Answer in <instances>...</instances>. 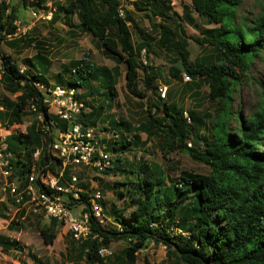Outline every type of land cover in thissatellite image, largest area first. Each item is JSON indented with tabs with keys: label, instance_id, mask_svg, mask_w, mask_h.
<instances>
[{
	"label": "trees",
	"instance_id": "16d2710c",
	"mask_svg": "<svg viewBox=\"0 0 264 264\" xmlns=\"http://www.w3.org/2000/svg\"><path fill=\"white\" fill-rule=\"evenodd\" d=\"M47 1L14 0L10 5L0 0V43L5 35L14 32L12 21L17 8L47 10ZM259 1V11L253 16L237 15L239 0H189L181 6L180 15L172 10L170 0H132L129 3L132 10L122 7L121 0H63L64 4L50 7V22L62 20L70 27V16L74 15L78 31L89 34L95 46L114 63L111 68L94 67L88 59L89 53H84L79 60L61 65V69L70 74L67 87L95 81L111 101L116 96L113 90L116 66L122 65L124 86L130 95L144 97L137 89L138 72L142 74L143 91L156 95L154 80L158 69L138 58L141 49L147 55L154 47L172 54L168 68L170 77L177 78L184 71L190 76L189 85L194 89L205 84L204 98L213 104L211 112L199 116L172 100L167 102L170 95L166 92L165 99L156 95V100L145 106V120L137 126L121 119L111 122L114 129H122L118 130V140L109 143L112 146L107 145V150L117 151L116 147L128 150L155 137L163 160L179 151L192 161L204 164L208 170L198 173L181 169L170 178L167 175L170 168L149 166L143 159L129 164L116 159L115 169L124 177L131 176L115 183L119 186L116 193L125 200L121 208H111L118 225L112 230L105 229L90 216L88 237L80 243L69 242L73 255L71 264H77L82 258L83 264H132L135 253L148 240L165 246L166 255L173 258L169 264H264V83L255 79L256 109L242 118L231 108L233 93L264 50V0ZM143 10L157 17L153 25L158 33L156 38L144 31L132 16V11ZM195 18L206 26L199 27ZM182 22L198 27V35L187 36ZM130 29L136 34V42L131 39ZM186 38L206 47L208 52L190 62ZM24 62L26 68L20 70L9 55L0 51V84L15 94L14 102L0 111V121L11 125L20 123L25 116L33 117L25 133L5 137L6 149L16 159L22 153L28 160L32 149L41 144L42 132L34 118L36 112L43 119H52L34 85H49L44 72L50 61L36 52ZM74 75L83 83L75 80ZM93 89L96 87L88 91ZM29 104L35 105L36 112L28 109ZM95 115L97 113L90 110L82 113L80 120L93 126ZM57 124L60 128L66 127L65 122L57 121ZM122 131L132 133L126 137ZM139 132L144 133L143 140ZM17 163L13 162V169ZM86 184L81 185L86 188ZM92 189L91 186L87 193H80L81 200L84 201ZM0 208H4L1 202ZM126 208L130 209L124 217ZM22 213L21 210L13 217ZM14 224L11 219L7 226ZM56 226L55 220L48 219L38 229L43 244H52ZM112 239H122L126 244L120 255L106 261L97 249L107 247ZM10 248L22 251L16 240L0 234V249L6 252ZM145 264L149 263L145 261Z\"/></svg>",
	"mask_w": 264,
	"mask_h": 264
},
{
	"label": "rangeland",
	"instance_id": "374dc122",
	"mask_svg": "<svg viewBox=\"0 0 264 264\" xmlns=\"http://www.w3.org/2000/svg\"><path fill=\"white\" fill-rule=\"evenodd\" d=\"M131 1L121 0L122 7L132 10V7L129 6ZM259 2V0H239L236 9L237 15H255L259 11ZM57 3L64 4L63 0H49L46 7L53 8ZM188 3L189 0H170L172 10L178 15L181 14V6ZM9 4L13 5L14 1H9ZM33 10L30 7L17 8L15 19L20 21L18 30L15 35L9 37L5 35L3 41L0 43V51L9 55L20 70L26 68V65H24L26 59L33 56L36 52H39L50 61L49 68L44 72V77L49 84L48 86L58 85L65 87L67 86L66 81L70 78V74L63 71L61 65H67L73 60H79L86 52L89 53L88 59L94 67L105 65L111 68L114 66L110 58L95 46L89 34L78 31L76 27L77 19L74 15L70 16V23L72 25L69 27L62 20L50 22L51 16L48 19L42 18L38 13L32 16L31 11ZM132 16L144 31L154 38L157 37V30L153 26L158 21L157 17H153L146 10L140 12L132 11ZM195 22L199 27L206 26L202 22H199L197 18H195ZM182 25L187 36L198 35V27L193 28L183 22ZM130 31L132 41L136 42V34L132 29ZM25 37H28L30 40L24 39ZM10 42H13L11 46L8 45ZM186 42L190 62H192L194 57L208 52L206 47H200V45L189 38H186ZM171 55L170 53H165V51L153 47L145 57L147 64L158 69L154 80L156 87L158 85L166 86V92L170 95L169 99H166L167 102L172 100L185 110L195 111L199 116H202V113L211 112L213 104H210L204 98L207 92V86L205 84L198 89H194V87L189 85V80L183 82L180 74H178L177 78H172L168 75V68L172 64ZM58 75L60 77L59 81ZM73 78L83 83V80L77 79L75 75ZM255 79L264 83V50L252 62L248 75L237 87V92L233 93L231 108L234 112H238L242 118L256 109L258 105V86ZM192 80H195V78H192ZM141 81L142 74L138 72L137 89L143 92L144 97L139 98L130 95L124 86V67L117 65L116 72L113 76V90L116 94L113 100L109 101L103 95L105 90L98 86L95 81L84 82L82 86L77 87L78 91L83 95L84 102L86 101L87 109L92 110L94 114L97 113L95 115V127L101 136L114 135L113 132H116V130H114V127H111L113 125L111 121L116 122L118 121L117 118L125 120L132 126H137L139 122L145 120V106L151 103L152 100H156V95L147 90L143 91ZM92 85H97L98 87L89 92L88 89L92 88ZM14 95L9 93L0 84V107L5 109L10 103L14 102ZM32 119L33 117L29 115L23 117L20 123L14 125L17 128L14 129L13 127V130L21 131L22 127L20 125L29 124ZM105 132H107V135H105ZM119 132L115 133L117 138ZM131 133L123 132L126 137ZM138 135L140 140H143L145 137L142 132H139ZM117 138L116 140H118ZM158 148L157 139L150 137L144 144H139L128 150L119 147L116 148L117 151H111L109 149L108 151L111 157L110 169H105V172L93 175L92 181L85 180L87 187L92 184V187L98 188L102 194V213L104 220L101 226L105 229L112 230L118 225L115 221L114 213L111 212V208H121L125 205L124 198L116 193L119 186L115 183L123 182L128 177L131 178L128 175L124 177L115 169V166L118 164L116 159L127 164L138 163L143 159L149 166L155 164L161 169L170 168L171 170L167 172L170 178L175 177L181 169L198 173H206L208 170L204 164L192 161L185 153L179 151L169 154L167 156L168 160L165 161L162 159ZM122 167L127 168L126 166ZM2 203L5 208H0V234L16 240L22 252L15 251L12 248L6 252L0 249V264H71L73 257L70 249L72 245L69 244L71 238L65 232L64 228L58 226L55 229V238L52 244L45 245L41 240L38 229L47 223L46 219L32 217L29 213L23 217H13L14 207L10 204V201L4 200ZM112 204L113 206H111ZM129 209H125L124 217L127 215ZM11 219L16 224L9 227L7 223ZM125 244V241L122 239H112L107 247H105L109 250V254L104 256L106 261L111 260L113 256L120 255L121 249ZM145 261L149 264H169L173 262V258L166 255V248L161 242L148 240L135 253V260L132 264H145ZM83 262L84 259L82 258L77 264H83Z\"/></svg>",
	"mask_w": 264,
	"mask_h": 264
},
{
	"label": "built area",
	"instance_id": "2783aa9c",
	"mask_svg": "<svg viewBox=\"0 0 264 264\" xmlns=\"http://www.w3.org/2000/svg\"><path fill=\"white\" fill-rule=\"evenodd\" d=\"M51 10L40 9L31 14L35 16L38 13L42 18L48 19ZM118 14H122L121 9ZM19 24L20 21L14 19V32L6 36L15 35ZM138 58L145 63L143 49L139 51ZM180 75L183 81L190 79L185 72ZM35 88L40 91L41 103L46 106V112L52 119H43L36 112L34 104L28 105L30 111L36 112L34 118L42 132L41 144L32 149L28 160L22 153L16 159L6 149L4 141L10 133H25L26 125H20L21 131H14L13 127H17L5 126L0 121V201L10 200L14 212L22 210L23 216L29 213L34 217L55 220L73 241L80 243L90 234V216L100 225L104 220L100 190L93 187L83 201L80 193H87L92 184L86 188L81 184L86 179L92 181L93 175L109 168L111 159L95 128L80 120V115L87 109L79 99L80 92L76 87H43L35 84ZM156 93L159 98H165L166 86L158 85ZM57 121L65 122L66 127L60 128L56 125ZM45 137L49 140L45 141ZM15 161L18 163L13 169ZM97 252L102 257L109 254V250L102 246Z\"/></svg>",
	"mask_w": 264,
	"mask_h": 264
},
{
	"label": "clouds",
	"instance_id": "9594fccd",
	"mask_svg": "<svg viewBox=\"0 0 264 264\" xmlns=\"http://www.w3.org/2000/svg\"><path fill=\"white\" fill-rule=\"evenodd\" d=\"M6 1H8V0H6ZM11 1V0H10ZM12 1H14V0H12ZM9 2V1H8ZM48 2V1H47ZM47 2H46V6H47ZM48 8H50V7H47V9ZM51 9V8H50ZM37 10H40V9H37ZM37 10H33V11H37ZM32 12V11H31ZM144 54H145V57H146V53H145V51H144ZM139 55V54H138ZM146 62V61H145ZM182 72H184V71H182ZM181 76V75H180ZM189 78H190V76H189ZM191 79H189V81H190ZM183 82H187V81H183ZM35 84H38V83H35ZM34 84V85H35ZM39 85V84H38ZM42 86V85H41ZM55 86V85H54ZM54 86H48V87H54ZM43 87H45V86H43ZM62 87H64V86H62ZM65 87H67V86H65ZM77 88V87H76ZM80 92V91H79ZM155 94L157 95V93H156V88H155ZM79 95H81V92L79 93ZM165 95H166V93H165ZM79 99H81L82 100V98L79 96ZM161 99V98H160ZM163 99H165V98H163ZM83 101V100H82ZM83 104H84V101H83ZM84 106L86 107V109H87V106L84 104ZM2 109V108H1ZM90 111V110H89ZM85 113V112H84ZM185 115V114H184ZM30 116V115H29ZM25 117H27V116H25ZM80 117H81V115H80ZM2 123V122H1ZM3 125H5L4 123H2ZM86 124V123H85ZM14 125H17V124H11V125H5V126H14ZM28 124H26V126H27ZM87 125H89V124H87ZM25 126V127H26ZM89 126H91V127H94L95 128V130H96V132H97V129H96V127H95V125H89ZM17 132H14V133H10V134H16ZM98 133V132H97ZM10 134H8V135H10ZM99 134V133H98ZM7 135V136H8ZM100 135V134H99ZM99 139H100V137H99ZM100 142L101 143H103L101 140H100ZM104 144V143H103ZM189 145V144H188ZM104 146H105V151H107L108 153H109V156H110V152L107 150V148H106V145L104 144ZM110 159H111V157H110ZM110 168V167H109ZM109 168H107V169H109ZM104 172V171H103ZM10 201V200H9ZM1 203L2 202H4V201H0ZM17 212H19V211H15L14 212V214L13 215H15ZM21 216H23V213H22V215ZM32 217H34V216H32ZM38 218H40V217H38ZM43 219V218H42ZM47 220V219H46ZM59 226V225H58ZM58 226H56V228L58 227ZM60 227V226H59ZM55 228V229H56ZM60 228H63V227H60ZM70 237V236H69ZM72 240V239H71Z\"/></svg>",
	"mask_w": 264,
	"mask_h": 264
},
{
	"label": "crops",
	"instance_id": "0c3cea01",
	"mask_svg": "<svg viewBox=\"0 0 264 264\" xmlns=\"http://www.w3.org/2000/svg\"><path fill=\"white\" fill-rule=\"evenodd\" d=\"M130 6V5H129ZM105 66V65H104ZM92 87H98L97 85H92ZM82 100H83V98H82ZM84 101V100H83ZM86 102V101H85ZM84 102V103H85ZM85 105H86V103H85ZM89 112V110L87 109L86 110V112L85 113H88ZM118 119V121L121 119V118H117ZM122 121H125V120H123V119H121ZM113 121V120H112ZM111 121V122H112ZM86 123V122H85ZM87 124V123H86ZM106 127V126H105ZM112 127V126H111ZM110 127V128H111ZM110 128H108V129H110ZM120 129H122L121 127H118V129H114V130H116V132H118V130H120ZM115 131L113 132V134L114 135H107L106 133L107 132H105V135H107V136H101V135H99V137H100V140L106 145V148H107V145L110 147V146H112V144H110L109 145V143H112V142H114L115 140H116V136H115V133H116ZM117 148V147H116ZM5 208V207H4ZM47 222H48V220H46ZM2 235V234H1ZM9 239H11V238H9ZM12 250V249H11ZM16 251V250H15ZM22 252V251H21Z\"/></svg>",
	"mask_w": 264,
	"mask_h": 264
}]
</instances>
